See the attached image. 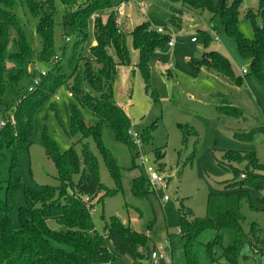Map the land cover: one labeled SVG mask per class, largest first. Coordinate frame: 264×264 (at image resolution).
I'll use <instances>...</instances> for the list:
<instances>
[{
	"label": "trees",
	"instance_id": "trees-1",
	"mask_svg": "<svg viewBox=\"0 0 264 264\" xmlns=\"http://www.w3.org/2000/svg\"><path fill=\"white\" fill-rule=\"evenodd\" d=\"M57 1L64 7L60 20ZM127 1L0 0V118L12 114L15 117V123L9 122L0 128V264H107L109 261L142 264L149 259L148 234L115 217L106 223L104 233L100 234L91 214L97 201L122 192L124 183L121 166L103 143L101 125H108L116 140L134 151L128 135L131 120L116 103L114 92L119 67L133 65L128 37L132 38V46L138 53L135 67L146 84V92L151 78L149 61L155 51L168 46L171 38L167 29L160 33L152 27L151 21L123 33L121 22L118 24V9L124 3V13ZM166 1L174 28L182 27L175 16L182 19L187 15L197 22H208L218 32L234 38L238 51L251 60L254 74L264 84V0H258L256 9L244 13L241 11L244 0ZM138 9L140 11L139 4ZM242 14L253 25L252 39L244 37L239 30ZM22 15L30 18V22H25ZM91 19L95 43L85 54ZM58 25L63 39L60 45L57 44ZM31 26L34 31H30ZM197 32L205 45L213 41L208 30L198 28ZM192 63L197 69L204 67L227 76L238 85L242 82L243 77L236 75L231 61L215 49H204L201 60ZM37 79L40 81L35 85ZM66 84L70 85L78 105H69L70 122L64 130L69 138L82 143L81 152L76 150L75 143L60 151L54 141L46 138L47 154L55 163L59 184L42 185L39 191L26 188L27 205L19 208L20 223L15 225L10 213L15 208V191L22 185L17 154L31 145L36 110ZM150 91L155 101L160 102L157 90L150 87ZM216 97L220 115L236 118L230 109L243 114L238 107L228 104L226 96L218 94ZM80 108L100 118L101 122L89 124ZM156 124L143 130L144 144L154 139ZM178 127L184 140L186 130L196 132L189 124ZM8 131L13 135L6 140L4 133ZM232 132L237 140L250 142L264 130ZM90 140L97 144L115 182L114 192L101 181L98 157ZM164 155L162 152L159 156ZM133 158L135 161V154ZM222 159L220 164L232 172L233 179L226 182L221 191L209 194L206 215L197 217L191 208L179 209V230L185 242L187 264H238L245 245L256 254L264 253L262 228L255 222L248 232L243 227L244 205L257 209L251 190L264 189V179L257 173L264 172V164L255 152L225 151ZM242 162L244 169L232 165ZM131 193L136 198L152 194L144 173L132 180ZM259 201L264 203V196ZM52 223L61 226L63 231L54 229Z\"/></svg>",
	"mask_w": 264,
	"mask_h": 264
},
{
	"label": "rangeland",
	"instance_id": "rangeland-1",
	"mask_svg": "<svg viewBox=\"0 0 264 264\" xmlns=\"http://www.w3.org/2000/svg\"><path fill=\"white\" fill-rule=\"evenodd\" d=\"M140 2L147 3L146 14L138 10ZM56 4L60 20L64 7L60 1ZM257 7L258 0H244L241 11L244 13ZM125 10L126 17H120L123 33H127L132 26L151 21L154 29L159 27L167 29V33L175 41L174 47L165 45L164 48L158 49L159 54L154 52L149 61L151 70L149 84L152 89L157 90L160 102L155 101L150 87V92H146L145 82L139 71L133 73L129 79L127 92L125 86L121 88L119 98L120 101L129 103L128 115L136 120L135 126L132 127L137 131L142 132L145 127L157 122L154 139L149 144H144V147L158 169L167 177L169 188L165 192L160 190L158 195L160 197L168 195L170 201L163 204L153 194L146 195L145 198H136L132 195V180L141 174V169L133 158L134 151L117 141L113 130L103 123L101 125L103 143L121 166L124 183L122 192L96 202L92 210L93 222L100 234L104 233L106 223L114 217L133 229L148 234L151 252L149 259L142 264H155L150 258L151 253L165 242L169 234L173 264H187L185 242L179 231V209L182 206L191 208L197 217L206 215L209 194L221 191L226 182L233 179L232 172L226 171L220 164L225 151L255 152L259 161L264 164V132L257 133L258 130H264V84L254 74L251 60L243 57L238 51L234 38L219 32L220 41L213 40L205 45L204 41L199 39L197 43H193L190 33L193 28L186 29V27L197 23V20L193 21L187 15L182 19L176 15L177 23L184 28L183 30L174 28L170 21L172 15L169 12V3L166 0H128ZM132 12L134 17H130ZM22 16L25 22L27 20L30 22V18ZM93 22L92 19L89 21L88 38L83 50L85 54L95 43ZM207 23L201 20L198 26L204 30ZM29 29L34 31L33 26ZM239 30L246 38L254 37L253 25L244 14L240 19ZM56 32L57 44L60 45L63 40L60 25L57 26ZM127 42L132 62H138V53L132 46L130 36ZM204 49H215L224 54L231 61L236 75L243 77L241 84L238 85L227 76L219 75L204 67L195 68L189 61L201 60ZM242 68H246L248 73L242 74ZM118 76L121 78V74ZM70 92H72L71 87L66 84L36 110L31 145L21 149L17 154V170L22 176V185L15 191V208L10 213L12 223L15 225L20 223L19 208L27 205L26 188L39 191L42 185L59 184L57 168L47 154L46 138L54 141L60 151L69 149L75 143L76 150L81 152L82 143L69 138L64 130L69 127V105L71 103L78 105L76 96L70 97ZM218 92L226 96L224 98L228 99L229 105L238 107L243 114L230 109L231 114L236 118L220 115L214 97ZM80 109L89 124L101 122L100 118L89 111ZM186 123H190L196 132L186 130L187 136L184 140L185 136L178 125ZM235 130L242 133L256 130L257 135L253 141L243 142L234 138L232 131ZM12 135L13 132L8 131L4 133V138L10 139ZM89 143L98 157L101 181L113 190L115 182L97 144L92 140ZM162 152L165 154L164 158L159 156ZM9 162L10 159L7 164ZM232 165L239 169L245 168L243 162ZM257 173L264 179V172ZM74 179L77 180L78 177ZM251 195L257 209L252 210L247 204L244 205L243 213L246 219L243 227L248 232L251 224L255 222L262 228L264 234V203L259 201L260 197L264 196V189L261 192L252 189ZM52 227L63 231V228L55 223H52ZM128 262L132 263L131 260ZM158 264L166 263L160 261ZM238 264H264V253L256 254L250 246L245 245L241 249Z\"/></svg>",
	"mask_w": 264,
	"mask_h": 264
},
{
	"label": "built area",
	"instance_id": "built-area-1",
	"mask_svg": "<svg viewBox=\"0 0 264 264\" xmlns=\"http://www.w3.org/2000/svg\"><path fill=\"white\" fill-rule=\"evenodd\" d=\"M125 7V4L122 3V5L118 9V13L120 17L123 16V8ZM139 8L140 11L145 13L147 11V4L146 3H139ZM120 23V20L118 21V24ZM213 38L214 41H220V35L217 30L213 28L212 25H209L207 29ZM157 31L162 33L164 32V28L159 27L157 28ZM69 40V39H68ZM192 41L195 42L197 41V38L194 37L192 38ZM175 41L174 38L171 37L168 46L169 47H174ZM248 71L246 68L242 69V74H247ZM44 74V72H43ZM40 80L37 79L35 81V85H38V82ZM32 90V88H31ZM69 96L72 97L73 94L70 92ZM9 122L12 124L15 123V117L14 114H12L10 117L7 118H1L0 119V128L5 127ZM128 135L130 136L133 144H134V154H135V159L137 165L140 167V169L143 171L144 175L146 176L150 189L151 191L155 194L158 195V192L160 190L162 191H167L169 188V184L167 181L166 174L161 172L155 161L151 158V156L145 152V147H144V142L143 138L141 136V133L138 132L135 128L131 127L128 130ZM159 196V195H158ZM162 202L168 201L170 198L168 195H164L161 197ZM89 198H86V201H88ZM92 214V212H91ZM151 260L155 263L158 264L160 261H163L166 264H173V259L171 255V242L169 239H166L165 242L162 245H159L156 247V249L151 253L150 256ZM107 264H114L112 261H109Z\"/></svg>",
	"mask_w": 264,
	"mask_h": 264
},
{
	"label": "crops",
	"instance_id": "crops-1",
	"mask_svg": "<svg viewBox=\"0 0 264 264\" xmlns=\"http://www.w3.org/2000/svg\"><path fill=\"white\" fill-rule=\"evenodd\" d=\"M126 9V8H125ZM124 9V13H125V10ZM139 10V9H138ZM140 12V11H139ZM134 17V12H132V14H130V17ZM124 17H126V14H125V16ZM191 18V20H193V21H195V18H193V17H190ZM127 19V18H126ZM198 23H200V22H197V23H192L191 24V26H188V27H186V29L187 28H193V31H191L190 33L192 34V38H194V37H196L197 38V41H195V42H193L192 41V39H191V41L193 42V43H197L198 41H199V39L200 40H203L204 41V39H203V37L197 32V29L199 28V26H198ZM133 27H135V26H132L131 28H130V30L133 28ZM208 27H209V24L207 23V27L206 28H204V30H207L208 29ZM183 26L181 27V29L180 30H183ZM128 32V31H127ZM206 47V46H205ZM156 53H160L159 52V50H157V51H155ZM200 61V60H199ZM190 63H192V62H197V61H193V60H190L189 61ZM136 64H137V62H134L133 61V65L132 66H130V67H127V66H120L119 67V70H118V75H120L121 74V78H119V76H117V79H116V81H115V84H114V92H115V100H116V103L120 106V107H122L123 108V110L125 111V113L127 114V116H128V118L131 120V124H132V126H135V124H136V120L135 119H133L131 116H129L128 115V109H127V107L129 106V103L128 102H126V101H120V90H121V88H124L123 86H125V91L127 92V84H128V82H129V79H131V76H133V73L135 74L136 72H138L139 70H138V68L137 67H135L136 66ZM193 64V63H192ZM170 66L168 65V68H169ZM206 69V68H205ZM243 69V68H242ZM211 71V70H210ZM132 74V75H131ZM136 77V76H135ZM119 79H121V81L119 80ZM118 81H120V82H118ZM120 86V89L118 90V87ZM145 87H146V84H145ZM118 92V93H117ZM218 94H221L220 92H218L217 94H214V97H215V102H216V109H217V105H218V100H217V95ZM130 95V94H129ZM219 113V112H218ZM186 124H189L190 126H192L190 123H186ZM149 126H147V127H145V129L146 128H148ZM193 127V126H192ZM194 128V127H193ZM142 132H140L141 134L143 133V130H141ZM139 132V131H138ZM164 157H165V155H164ZM163 157V158H164ZM143 173V171L141 170V174ZM140 174V175H141ZM152 194L156 197V198H158L161 202H162V199H161V197L160 196H158V195H155L153 192H152ZM168 201H170V199L168 200ZM168 201H166V202H162L163 204L164 203H167ZM93 216V215H92ZM125 224V223H124ZM180 231V230H179ZM181 235V234H180ZM166 239H169L170 240V235L168 234V237H166ZM165 239V240H166ZM170 242H171V240H170ZM171 255L173 256V252H172V244H171ZM173 258V257H172Z\"/></svg>",
	"mask_w": 264,
	"mask_h": 264
}]
</instances>
